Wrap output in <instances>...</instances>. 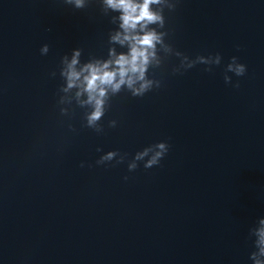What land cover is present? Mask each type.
I'll use <instances>...</instances> for the list:
<instances>
[{"label":"water","instance_id":"95a60500","mask_svg":"<svg viewBox=\"0 0 264 264\" xmlns=\"http://www.w3.org/2000/svg\"><path fill=\"white\" fill-rule=\"evenodd\" d=\"M168 2L176 7L164 10L165 27L145 29L165 34L145 73L152 90L107 88L97 133L87 127L93 106L81 69L128 53V41L112 40L124 35L120 12L103 0L83 9L0 0V264H264L255 245L264 0ZM76 50L80 78L68 88ZM198 55L210 62L186 69ZM233 56L243 76L228 70ZM157 142L168 151L145 169L152 153L135 156ZM109 151L117 155L98 163Z\"/></svg>","mask_w":264,"mask_h":264},{"label":"clouds","instance_id":"9594fccd","mask_svg":"<svg viewBox=\"0 0 264 264\" xmlns=\"http://www.w3.org/2000/svg\"><path fill=\"white\" fill-rule=\"evenodd\" d=\"M64 3L71 5L75 9H83L87 7L88 0H64ZM103 5L120 12V27L123 29L124 35L121 38L120 33H117L112 37V40L122 45L125 41H128L129 51L126 55L121 54L114 60L106 61L102 65L87 64L81 69V72L87 71L88 73L83 80V91L87 93V103L93 106V110L87 116V127L97 133L103 131V128L97 127V125L105 114L104 98L107 88H110L113 93H117L122 86H126L133 97H142L146 92L152 90V81L145 78V73L151 62L156 59V46L163 43V36L165 34L158 33L155 29H145L148 25H157L159 28H164V10L173 11L176 7L175 2L169 3L168 0H141L139 3L136 0H103ZM151 5H158L159 7L153 10L150 7ZM138 25L142 34L135 32ZM48 51L47 44L43 45L40 49L42 55L47 54ZM79 55V50L74 51L71 61L67 63L66 76L68 88L76 85L80 78V73L74 67L78 63ZM220 59L221 56L218 53L215 54L214 63L219 64ZM185 60H187V56H185ZM209 62L205 57L198 55L195 60L189 61L186 64V69L193 67L197 63L208 64ZM109 64H113L115 67L109 70ZM228 70L233 71L239 77L245 74L246 67L244 64L238 63L237 57L233 56L230 58ZM51 75L54 76V73H51ZM224 80L225 83H230L229 77L225 76ZM138 82L139 86L136 87L135 85ZM159 87L158 85L157 88ZM234 87H239V84H235ZM77 95H80V93L78 92ZM115 126L116 121L110 120L109 127ZM168 148L169 146L166 142H157L138 152L135 159L141 160L151 152V157L144 164V168L148 169L160 163ZM99 150L97 148V151ZM116 155V151H109L98 163L112 160ZM135 168L136 165L134 163L129 165V170ZM260 224L262 227L256 232L258 239L255 241V245L258 247L259 255L264 256V219L260 220ZM255 256L256 253L251 254L252 259H255ZM255 264H262V261L255 259Z\"/></svg>","mask_w":264,"mask_h":264}]
</instances>
